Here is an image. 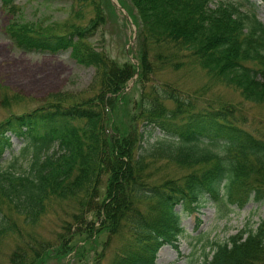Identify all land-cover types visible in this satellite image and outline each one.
Wrapping results in <instances>:
<instances>
[{
	"label": "trees",
	"instance_id": "16d2710c",
	"mask_svg": "<svg viewBox=\"0 0 264 264\" xmlns=\"http://www.w3.org/2000/svg\"><path fill=\"white\" fill-rule=\"evenodd\" d=\"M46 1L68 4L70 16L27 19L17 0H0L6 35L24 51L70 52L95 75L80 97L53 94L0 122V159L13 147L8 132L24 142L0 164V264H157L203 201L264 204V117L250 125V109L264 108V22L254 9L131 0L135 61L120 62L91 41L105 0ZM197 72L208 83L187 82ZM217 85L241 99L211 98ZM27 103L18 93L0 101ZM49 213L60 228L51 238L37 231ZM211 254L207 264H264V217L212 243Z\"/></svg>",
	"mask_w": 264,
	"mask_h": 264
},
{
	"label": "rangeland",
	"instance_id": "374dc122",
	"mask_svg": "<svg viewBox=\"0 0 264 264\" xmlns=\"http://www.w3.org/2000/svg\"><path fill=\"white\" fill-rule=\"evenodd\" d=\"M226 1L244 3V10L254 9L260 20L264 22V0ZM17 2L23 6L27 19H42L51 23L63 22L70 16V8L65 3L46 0H17ZM103 4L105 22L101 30L91 39L92 43L120 62L128 59L135 61L137 26L132 15L136 16L137 11L131 0H110V2L105 0ZM126 13L130 15L129 18ZM9 18L0 4V101L13 93H18L28 98L29 103L11 108L0 104V122L14 111L43 105L53 94L65 92L80 97L82 93L89 92L95 75L94 68L80 66L72 59L70 52L49 54L19 49L6 35L5 28ZM187 82L197 86L208 83L204 72L189 75ZM208 95L211 98L234 101L241 99L239 91L222 85L213 87ZM250 112V119H253L251 126L256 125L260 117H264V108L261 106L252 107ZM8 135L12 137L13 147L4 153L0 164L10 162V156L18 153L24 144L21 138L11 132H8ZM49 214L51 215L41 220L37 231L51 238L54 237V230L60 228L53 213ZM263 217L264 204L253 200L242 208L229 203L226 198L220 201H203L195 213L184 215L182 219L184 232L180 235L179 248L171 245L162 247L157 255V264H207V255L210 256L209 259L212 256V243L224 242L245 227L255 229ZM122 244L116 240L113 247ZM3 247L8 251L13 245L5 241L2 243V249ZM1 258L0 256V260ZM69 261L70 264H77L72 258L54 259L50 264H68ZM105 264H110V258L105 260Z\"/></svg>",
	"mask_w": 264,
	"mask_h": 264
},
{
	"label": "water",
	"instance_id": "95a60500",
	"mask_svg": "<svg viewBox=\"0 0 264 264\" xmlns=\"http://www.w3.org/2000/svg\"><path fill=\"white\" fill-rule=\"evenodd\" d=\"M115 2V1H114ZM115 3H117V2H115ZM118 4V3H117ZM119 5V4H118ZM119 7H121L120 5H119ZM122 8V7H121ZM123 9V8H122ZM126 15H127V17L129 18L130 17V15L128 14V13H126Z\"/></svg>",
	"mask_w": 264,
	"mask_h": 264
}]
</instances>
